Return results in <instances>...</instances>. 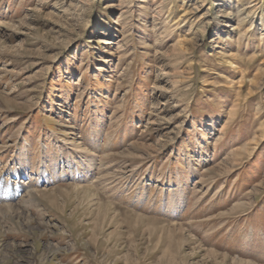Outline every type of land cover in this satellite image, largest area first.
Returning a JSON list of instances; mask_svg holds the SVG:
<instances>
[{
	"label": "rangeland",
	"instance_id": "1",
	"mask_svg": "<svg viewBox=\"0 0 264 264\" xmlns=\"http://www.w3.org/2000/svg\"><path fill=\"white\" fill-rule=\"evenodd\" d=\"M0 264H264V0H0Z\"/></svg>",
	"mask_w": 264,
	"mask_h": 264
},
{
	"label": "bare ground",
	"instance_id": "2",
	"mask_svg": "<svg viewBox=\"0 0 264 264\" xmlns=\"http://www.w3.org/2000/svg\"><path fill=\"white\" fill-rule=\"evenodd\" d=\"M250 17H251V16H250ZM249 29H250V28H249ZM246 32H248V31H246ZM154 124H155L154 122H150V123H149L150 126H151V125H154ZM150 128H151V127H150ZM15 192H16V191H15ZM12 196H13V195H11L10 198H11Z\"/></svg>",
	"mask_w": 264,
	"mask_h": 264
}]
</instances>
